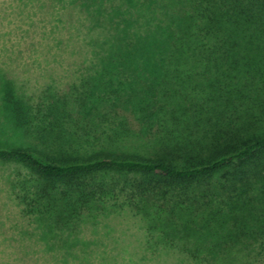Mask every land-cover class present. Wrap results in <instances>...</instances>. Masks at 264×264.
Segmentation results:
<instances>
[{
  "label": "trees",
  "instance_id": "16d2710c",
  "mask_svg": "<svg viewBox=\"0 0 264 264\" xmlns=\"http://www.w3.org/2000/svg\"><path fill=\"white\" fill-rule=\"evenodd\" d=\"M158 1L180 25L147 93V133L115 108L5 94L30 146L0 145V164L20 169L12 198L52 264L96 256L83 234L113 215L145 230L152 255L187 256L175 264H264V0Z\"/></svg>",
  "mask_w": 264,
  "mask_h": 264
},
{
  "label": "rangeland",
  "instance_id": "374dc122",
  "mask_svg": "<svg viewBox=\"0 0 264 264\" xmlns=\"http://www.w3.org/2000/svg\"><path fill=\"white\" fill-rule=\"evenodd\" d=\"M179 25L180 16L158 0H0V145L30 146L7 109L10 88L32 105L66 98L70 110L80 100L84 111L115 108L147 133L151 120L142 111L151 103L147 93L169 50L170 29ZM18 173L17 166L0 164V264H52L33 236L35 224L12 198L10 179ZM232 233L228 225L217 230L211 245ZM83 236L96 256L82 264H100L103 251L112 256L103 264L187 259L166 246L159 250L168 253L152 255L145 230L126 215L89 224Z\"/></svg>",
  "mask_w": 264,
  "mask_h": 264
}]
</instances>
